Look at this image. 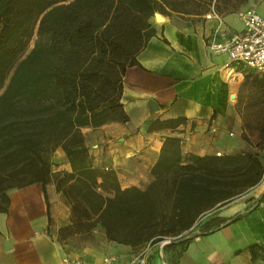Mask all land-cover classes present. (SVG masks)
Instances as JSON below:
<instances>
[{"label": "trees", "instance_id": "obj_1", "mask_svg": "<svg viewBox=\"0 0 264 264\" xmlns=\"http://www.w3.org/2000/svg\"><path fill=\"white\" fill-rule=\"evenodd\" d=\"M248 0H0V91L12 98L0 120V211L8 191L53 183L70 204V222L59 240L86 237L100 226L109 241L140 251L192 230L207 232L227 218L213 214L258 183L263 173L257 150L185 153L181 138L164 137L151 180L122 187L115 170L96 164L83 128L125 122L121 100L126 68L155 33L149 22L163 3H192L200 12H236ZM33 40L32 45L30 42ZM264 86V76L255 78ZM184 118L174 120V125ZM259 148L264 145L261 125ZM69 169H54V152Z\"/></svg>", "mask_w": 264, "mask_h": 264}, {"label": "crops", "instance_id": "obj_2", "mask_svg": "<svg viewBox=\"0 0 264 264\" xmlns=\"http://www.w3.org/2000/svg\"><path fill=\"white\" fill-rule=\"evenodd\" d=\"M163 6V12L155 11L163 20L149 17L155 33L137 54L139 64L128 66L123 76L121 100L128 120L99 126L107 133L110 129L116 143L106 150L109 162L94 161L113 168L122 187H143L151 180L167 135L180 137L185 153L248 150L235 149L238 142L232 136V129L241 125L233 100L237 84L226 75L224 55L209 47L217 18L206 17L209 10L200 12L192 3L177 9ZM255 6L264 18V0ZM222 19L231 29L242 26H237L235 13ZM181 117L184 121L174 125ZM257 151L264 165V145ZM53 188L52 182L47 184L46 196L39 182L8 191V208L0 211V264H62L66 254L96 264L106 255L115 256L109 264H138V251L106 238L85 245L61 242L58 226L51 224ZM241 195L213 213L229 222L176 246L174 251L180 252L172 264H264V166L260 181ZM166 241L153 245L143 264H171Z\"/></svg>", "mask_w": 264, "mask_h": 264}, {"label": "rangeland", "instance_id": "obj_3", "mask_svg": "<svg viewBox=\"0 0 264 264\" xmlns=\"http://www.w3.org/2000/svg\"><path fill=\"white\" fill-rule=\"evenodd\" d=\"M259 0H248L245 5L255 6ZM197 8V7H196ZM235 13L236 12H231ZM229 14V13H228ZM237 26H241L240 20H235ZM33 40L30 42L32 45ZM264 76L250 70L244 71L238 75L233 81L237 84L236 92H233V100L235 110L240 117L241 125L232 129L233 140H237L235 149H248L257 150L261 146L259 137L261 135V125L264 124V86H260L255 78ZM13 103V100L8 95H3L0 91V120L5 117L7 108ZM85 134L87 144L90 146V152L94 158H97L98 163L109 162L111 155L107 154L109 147L116 143L115 137L109 132L105 131V128H90L85 127L82 129ZM110 156V157H109ZM54 169L62 170L66 169L67 161L61 149L54 152ZM127 171V170H126ZM245 195H239L234 199L244 198ZM51 197V224L52 227L58 226L57 236L59 238V228L70 222L71 208L66 198L60 191L50 189ZM213 210L212 212H215ZM188 235V233L186 234ZM101 238H106L103 229L98 225L91 229L90 234L86 237L84 234H71L67 237L66 241L70 245H85L89 243H95ZM168 240V239H166ZM165 240V241H166ZM155 245V244H154Z\"/></svg>", "mask_w": 264, "mask_h": 264}, {"label": "built area", "instance_id": "obj_4", "mask_svg": "<svg viewBox=\"0 0 264 264\" xmlns=\"http://www.w3.org/2000/svg\"><path fill=\"white\" fill-rule=\"evenodd\" d=\"M236 15L242 23L241 28H229L222 16L213 7L206 17L214 16L217 23L213 28L209 42L210 49L224 55L223 66L227 77L235 79L244 71L264 75V18L254 6L239 8ZM151 246L146 245L138 253V264H143ZM114 255L103 257L102 264H109ZM62 264H96L81 256L64 255Z\"/></svg>", "mask_w": 264, "mask_h": 264}, {"label": "water", "instance_id": "obj_5", "mask_svg": "<svg viewBox=\"0 0 264 264\" xmlns=\"http://www.w3.org/2000/svg\"><path fill=\"white\" fill-rule=\"evenodd\" d=\"M154 15H155L157 21H161V20L164 19V17H163L159 12H155ZM233 218H234V217H232L231 219H233ZM229 220H230V219H229ZM229 220H227V221L221 223L218 227H221V226L225 225L226 223L229 222ZM198 233H201V232H199V231L191 232V233L188 234V235L181 236V237L177 238L175 241H176V242H178V241H184L185 239H189V238L195 236V235L198 234ZM166 242H169V241H166ZM166 242H164V243H166Z\"/></svg>", "mask_w": 264, "mask_h": 264}]
</instances>
